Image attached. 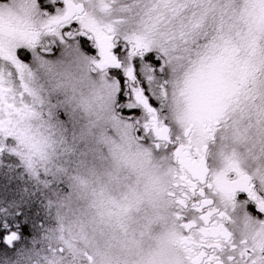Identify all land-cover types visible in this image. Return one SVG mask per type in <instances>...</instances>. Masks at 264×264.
Segmentation results:
<instances>
[{
    "label": "snow or ice",
    "instance_id": "snow-or-ice-1",
    "mask_svg": "<svg viewBox=\"0 0 264 264\" xmlns=\"http://www.w3.org/2000/svg\"><path fill=\"white\" fill-rule=\"evenodd\" d=\"M65 5L0 0V264H167L160 160L185 264H264V167L251 174L238 151L264 161V0ZM45 35L99 49V87L56 85L67 119L18 52ZM238 192L259 209L251 238L229 228Z\"/></svg>",
    "mask_w": 264,
    "mask_h": 264
},
{
    "label": "clouds",
    "instance_id": "clouds-1",
    "mask_svg": "<svg viewBox=\"0 0 264 264\" xmlns=\"http://www.w3.org/2000/svg\"><path fill=\"white\" fill-rule=\"evenodd\" d=\"M40 19L41 17H35L36 21H39ZM41 60L47 61V65H42ZM91 61L92 60H90L86 55L78 51L75 46H71L68 49L67 54L56 61L40 57V69L39 71L33 69V72L38 77L39 82H41L42 78L47 79L55 87L59 82L99 87L100 83H95V77L91 75L94 71ZM238 151L240 153L242 165L251 174L255 175L257 168L264 167V161L251 160L246 155L244 148L241 147ZM210 159L214 171L222 170L225 167V158L218 155L215 147L211 150ZM95 163L98 168L102 169L104 167L100 161H96ZM160 164L161 168L159 175L162 194L159 197L158 207L161 210L162 215L167 218V227L165 228L161 225L154 226L153 234L155 240L153 243L163 253V257L167 264H185V253L175 242L173 235L178 234L180 231L173 219L174 207L171 200L166 195H163V193L170 189V177L168 176L170 161L160 160ZM257 180L259 181V177H257ZM220 203L223 207V202L221 201ZM226 210L232 218L229 228L237 239L245 237L251 238L260 230L259 225L255 222L257 218L247 211L246 202L236 200V206L233 208L231 205H228Z\"/></svg>",
    "mask_w": 264,
    "mask_h": 264
},
{
    "label": "flooded vegetation",
    "instance_id": "flooded-vegetation-1",
    "mask_svg": "<svg viewBox=\"0 0 264 264\" xmlns=\"http://www.w3.org/2000/svg\"><path fill=\"white\" fill-rule=\"evenodd\" d=\"M38 3L41 7V11L46 13L47 15H55L57 13V9H63L66 6L65 0H55L54 3L53 0H38ZM71 44L85 51L88 56H91L92 58H98L99 49L96 47L95 41L90 37L83 35L75 39L68 38L66 40H61L60 38L53 35H45L42 36V43L37 47L36 50H32L24 46L19 49L18 52H20L19 54L24 59V62L29 64L32 69L36 70L37 66H40V57L51 60V57L54 54L62 51L59 49L60 46H72ZM46 82L50 86L51 82ZM138 111L141 113V115H143V109H139ZM236 199L246 202L247 211L252 215H256L259 213V209L256 207L255 202L248 199V194L246 192H238ZM260 216L264 217V213H260Z\"/></svg>",
    "mask_w": 264,
    "mask_h": 264
},
{
    "label": "rangeland",
    "instance_id": "rangeland-1",
    "mask_svg": "<svg viewBox=\"0 0 264 264\" xmlns=\"http://www.w3.org/2000/svg\"><path fill=\"white\" fill-rule=\"evenodd\" d=\"M70 47H71L70 45L69 46H64V47L60 46L59 49L62 50V51L61 52H57L56 54H54L51 57V61H56V60L64 57L67 54L68 49ZM76 49L78 51L82 52L84 55H86L90 60L93 59L91 56H88V54L85 51H83L82 49H80L78 47H76ZM39 69H40V66H37L36 70L39 71ZM91 75L93 77H95V80H94L95 83H100L101 84L103 82L102 78L104 77V74L102 72H100L99 70H94L91 73ZM107 78L111 79V77H109V76ZM42 81H44V82H42ZM46 81H48V80L47 79H43V78L41 79V83L44 84V86L48 89L47 97H48V100H49L50 104L52 106H54V111L56 112L57 115L63 114V118L67 119L66 108L69 107V105L67 104V97H68V95L70 93L67 90L56 88L51 83H50V86H49ZM120 107L122 109H124V110L131 111V109L127 108L126 104L121 105Z\"/></svg>",
    "mask_w": 264,
    "mask_h": 264
},
{
    "label": "trees",
    "instance_id": "trees-1",
    "mask_svg": "<svg viewBox=\"0 0 264 264\" xmlns=\"http://www.w3.org/2000/svg\"><path fill=\"white\" fill-rule=\"evenodd\" d=\"M25 231H26V232H30V229L26 228Z\"/></svg>",
    "mask_w": 264,
    "mask_h": 264
}]
</instances>
